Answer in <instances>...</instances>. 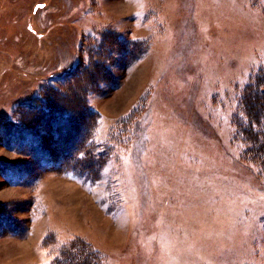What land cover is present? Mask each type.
I'll return each instance as SVG.
<instances>
[{"label":"rangeland","instance_id":"374dc122","mask_svg":"<svg viewBox=\"0 0 264 264\" xmlns=\"http://www.w3.org/2000/svg\"><path fill=\"white\" fill-rule=\"evenodd\" d=\"M0 264H264V0H0Z\"/></svg>","mask_w":264,"mask_h":264},{"label":"trees","instance_id":"16d2710c","mask_svg":"<svg viewBox=\"0 0 264 264\" xmlns=\"http://www.w3.org/2000/svg\"><path fill=\"white\" fill-rule=\"evenodd\" d=\"M53 92H55V91H53ZM71 93H74V92H71ZM46 96H47V94H46ZM60 96L63 98V100L65 99V97H64L63 95L60 94ZM49 98H53V97H52V96H51V97L47 96V97H44V98H40L39 100H41V101H38V102H42L43 105H44V107H46V108L48 109L47 113L52 114V115H53L54 112H56V114L59 113L60 110H57L59 107L54 106L53 104H50V105L48 106V104H49V100H50ZM66 102H67V104L70 105V107L72 106V100H71V99H67ZM28 107H29V106H28ZM59 109H60V108H59ZM61 109L64 110L63 113L66 115V119L68 120V121H65V122H66V125H65L64 123H62V124H63V126H62V128H61L62 130L64 129V127H68L66 130L69 129L71 132L73 131V133H72V135H73V134L77 133L76 130L78 131L79 128H85V127L81 126V125L78 123V121H76V120H74V119L72 118V117H74V116H73V113H71V109H72L73 111L77 112V113H78V112L80 113L79 110H81V109H80V106H78L77 103H76V105H73V106L71 107V109H70L69 112L65 111V110H66L65 107H64V108L61 107ZM55 110H56V111H55ZM52 115L49 116L50 119L54 117V115H53V116H52ZM57 115H58V114H57ZM62 115H63V114H62ZM87 128H88V126L86 127V129H87ZM66 130H65V131H60V132L55 133L54 138H58L59 136H60V137L65 136L64 134H66ZM73 136H74V135H73ZM73 136H72V137H73ZM72 140H73V139H72ZM247 142H251V141H247ZM62 146H65L63 141H62ZM69 146H70V145H69ZM38 154H39V155H37V156L44 157V158H46V159H48V160H50V158H52V157L49 158L50 153H46L45 151H44L43 153H41V152L39 151Z\"/></svg>","mask_w":264,"mask_h":264}]
</instances>
